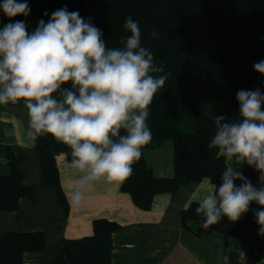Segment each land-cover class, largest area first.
<instances>
[{"label": "trees", "instance_id": "trees-1", "mask_svg": "<svg viewBox=\"0 0 264 264\" xmlns=\"http://www.w3.org/2000/svg\"><path fill=\"white\" fill-rule=\"evenodd\" d=\"M29 16H17L12 21L3 16L2 24L25 21L29 32L38 22H45L51 13L67 7L78 11L84 19L100 28L109 46H119L124 20L131 16L139 22L142 44L148 47L165 72H170L165 88L150 106L148 125L153 133L150 144L143 149L142 158L134 164V174L122 184L121 191L129 194L133 203L149 211L156 196L175 194L190 183L209 180L220 183L224 159L217 158L215 149L208 151L215 128L213 115L224 114L229 121L236 119L239 90L260 89L264 93V76L253 65L264 60V0H27ZM47 12L48 15H44ZM155 29L156 38L149 33ZM199 99L210 114L193 106ZM12 106H23L20 102ZM174 145L173 178H157L147 167L145 151L163 145ZM39 152L42 183L57 191L60 205H68L62 191L56 157L65 154L70 163V150L51 136L36 141ZM3 160L11 169L9 176H0V213L19 211L21 199L33 200L34 192L22 184V167L28 158L16 150L3 147ZM243 174L259 186V174L244 165ZM237 185L240 181L236 182ZM196 202L181 213V227L196 237L221 233L235 240L229 255L236 264V247L248 255V264H257L264 257V237L253 212L246 213L232 224L227 218L208 229L203 217L195 213ZM253 203L251 208L258 210ZM94 235L80 240H65L55 264H111L112 236L120 226L106 219L93 223ZM46 249L41 232L10 233L0 237V264H23L26 253Z\"/></svg>", "mask_w": 264, "mask_h": 264}, {"label": "clouds", "instance_id": "clouds-1", "mask_svg": "<svg viewBox=\"0 0 264 264\" xmlns=\"http://www.w3.org/2000/svg\"><path fill=\"white\" fill-rule=\"evenodd\" d=\"M0 12L12 21L31 9L27 0H0ZM122 27L119 46H109L90 18L67 7L53 11L47 22L41 19L31 32L22 20L0 26V106L23 103L31 144L51 136L70 150V167L79 174L76 187L65 194L73 208L82 205L88 186L123 184L134 174L153 139L150 106L171 75L143 46L138 21L129 16ZM149 37H157L155 29ZM253 68L264 76V60ZM236 99V119L213 115L207 149L224 159V170L220 183L196 201L195 213L208 229L224 218L234 224L252 211L264 237V93L241 89ZM244 165L259 174V186L239 170ZM235 253L236 264H248L241 247ZM217 259L231 261L229 255Z\"/></svg>", "mask_w": 264, "mask_h": 264}, {"label": "crops", "instance_id": "crops-1", "mask_svg": "<svg viewBox=\"0 0 264 264\" xmlns=\"http://www.w3.org/2000/svg\"><path fill=\"white\" fill-rule=\"evenodd\" d=\"M0 12V26L3 21ZM27 111L22 106H0V176L11 169L1 150L9 147L28 158L22 167V184L33 189V200L21 199L16 213H0V237L10 233L41 232L46 249L26 253L23 264H55L65 240H80L94 235L93 223L106 219L121 228L112 236L111 264H221L217 258L230 255L235 240L221 233L196 237L181 227V213L214 185L209 180L190 183L175 194L155 197L149 211L139 209L122 184L97 182L87 187L86 198L79 208L65 210L57 191L42 183L39 152L26 137ZM147 167L157 178H173L174 145H163L145 151ZM64 195L76 187L78 173L71 169L65 154L56 157ZM243 168L239 170L243 172ZM66 198V195H65ZM257 264H264V257Z\"/></svg>", "mask_w": 264, "mask_h": 264}, {"label": "rangeland", "instance_id": "rangeland-1", "mask_svg": "<svg viewBox=\"0 0 264 264\" xmlns=\"http://www.w3.org/2000/svg\"><path fill=\"white\" fill-rule=\"evenodd\" d=\"M193 106L197 107V108H199L201 110H204V111H206L207 113L210 114V109L208 107L204 106V100L203 99H199V100L195 101L193 103ZM241 169H242V167H241Z\"/></svg>", "mask_w": 264, "mask_h": 264}]
</instances>
